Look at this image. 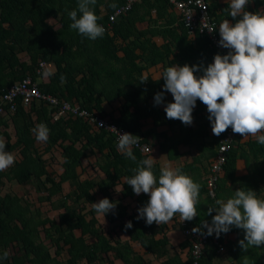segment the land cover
I'll use <instances>...</instances> for the list:
<instances>
[{
	"label": "trees",
	"instance_id": "trees-1",
	"mask_svg": "<svg viewBox=\"0 0 264 264\" xmlns=\"http://www.w3.org/2000/svg\"><path fill=\"white\" fill-rule=\"evenodd\" d=\"M78 2L79 0H0V98L9 88L28 77H33L34 81H37L40 77L36 75V71L41 62H46L47 65H52L55 71L48 74L47 82L38 84L44 94L51 95L61 102L79 106L101 117L104 112L102 107L104 102L112 103L117 99L124 98L126 104L120 110V117L107 120L119 128L127 129L129 133L136 136L137 123L131 112V108L134 107L133 96L124 92L123 88L132 84L135 71L143 70L137 66L136 62L140 56L135 54L133 42L141 40L140 34H143L138 30L137 25L146 21L156 23L162 18V13L168 12L172 7L167 0H143L136 3L131 11L111 24L110 15L123 6L126 0H97L95 13L98 17H102L97 22L106 31L103 37L93 41L69 27L72 21L68 13L77 9ZM113 3L117 5L115 9L110 7ZM209 10L212 13L211 7ZM172 18L174 19V16ZM180 20V32L184 38L198 41L199 45H204L209 50L211 56L215 57V54H218L217 51L211 49L210 41L207 38L198 35L189 36L181 16ZM170 34L174 33L170 32ZM61 77L65 78L63 84ZM162 83L163 81L156 85ZM146 88L148 86H145ZM153 89L155 87L151 90ZM20 104L21 102H19L16 113L6 116L8 119L0 117V123H7L9 120L14 124L18 140L13 148H21L22 157L7 173H0V179L8 178L19 184L34 181L36 185L51 184L58 188L64 182L71 181L74 187L72 194L77 205L82 201L88 204L96 203L95 189L98 188L103 198L117 203L116 209L107 214L106 218L111 224L117 223L116 226L120 231L121 228L123 230L121 214L124 215V207L121 206V199L115 200L114 193L121 178L128 179L135 175L133 169L138 167L140 160L147 157L138 150L132 149L137 158L135 162L132 161L122 151L116 150L114 135L106 131L93 130L94 127L81 118L67 116L54 122L52 117H49L50 108L47 105L34 102L31 109L26 110ZM197 106H199V111L208 112L207 107L198 103ZM35 114L38 119L33 122L32 115ZM30 123H46L47 128L50 129L51 140L56 144L61 142L64 159L62 164L64 172L61 176H55L47 170V162L39 154L35 139L31 136ZM171 123L174 122L171 121ZM176 123L183 122L177 121ZM224 133L221 134L219 140L222 139ZM240 136V134L237 135L234 148L228 156L225 174L218 184L215 199L208 196L215 205L218 199L227 200L234 195L230 189L224 191L222 187L224 183L239 184L240 188L245 191L248 190L247 188L256 186L253 190L259 198L264 199V188L257 189L259 184L264 185V145H260L257 140H251L245 145L249 147L248 153L251 152L256 158V167L251 172L247 161L250 174L244 177L237 176V153L235 151L241 148L240 140H238ZM0 137L9 140L6 133H0ZM53 145L50 143V148ZM95 151L104 157V163L99 162V167L108 175L107 179L99 181L90 178L82 181L78 174V168L82 167L84 159L93 153L96 154ZM154 168L156 167L154 166ZM222 192L224 193L223 197ZM205 193L208 195L207 183ZM9 198L8 200H10ZM4 201L0 197V206L5 203ZM67 210L71 213L68 212L63 216L58 228L63 243L62 248L69 246V259L64 264H79L82 260H86L88 264H103L105 262L116 264L115 261L121 260L124 264H144L139 256L133 254L128 244H122L120 239H116L110 234L108 236L103 232L94 209L87 213H82L84 212L83 207H78V211L76 208ZM88 213L92 215L91 219H88ZM134 220L137 218L135 217ZM153 224L150 226L146 222L142 225L136 224L137 228L141 226L137 231L136 238L133 230L127 229V231L132 239L137 240L148 253H157L158 256H161L166 253L164 247L167 245V241L154 240ZM77 229L82 231V236L79 238L74 236V231ZM145 232H150L152 236ZM230 232L237 234L236 239L230 241V246L238 249L239 255L236 257L240 263L245 264L247 260L248 264H264V245L258 248L250 247L246 254L239 246V241L244 239V231L233 226ZM86 236H93L94 242L89 244ZM31 251L33 249L29 248L28 252ZM33 252L38 255L36 251ZM212 252L207 259L205 257L202 260L201 264H211L217 254L215 248ZM35 264L62 263L56 261L48 253L45 256L40 255ZM165 264H173V262ZM186 264H191V259Z\"/></svg>",
	"mask_w": 264,
	"mask_h": 264
},
{
	"label": "crops",
	"instance_id": "crops-1",
	"mask_svg": "<svg viewBox=\"0 0 264 264\" xmlns=\"http://www.w3.org/2000/svg\"><path fill=\"white\" fill-rule=\"evenodd\" d=\"M248 3L249 5L245 8V11L264 14V0H251ZM210 7L212 8V13H210L218 23V29L219 25L226 19L233 24L236 22L229 14L230 0H210ZM153 14L155 13L153 12ZM162 14V18L156 23L146 21L137 25L138 30L143 34H140L141 40H134L133 42L135 54L140 56L136 62L137 66L143 70L135 71L132 84L124 86L123 90L133 96L134 107L131 108V112L134 114V120L137 123L136 136L152 148L151 154L146 157L156 159L154 165L156 168H153V171L157 176V180L161 168L171 166L173 169H179L182 174H186L195 183L201 185L199 203L196 205L197 216L192 221L183 222L177 213L173 220L167 224L158 225L154 223L153 238L156 241H167V245L164 247L166 253L161 256H158L157 253H148L137 240L132 239L129 232L125 230V225L129 221L132 222L133 227L128 230H133L136 238L137 231L141 227L137 228L136 224L142 225L146 222V219H134L139 215L138 209L144 207L150 197L143 193L136 195L131 186L127 185V178L122 177L119 186L116 187L114 198L115 200L121 199L124 215L126 213V216L123 213L121 214L123 216L121 217L123 230L121 228L120 231L117 227L114 231H110L112 227L109 225L111 223L106 216L96 214V218L105 234L120 239L122 244H128L133 254L139 256L144 264H165L170 261L173 264H186L190 261V243L183 235L182 225L186 223L200 226L202 221L211 224L213 216L216 215L215 212L208 215L209 207L218 206L211 202V199L205 193V188L209 167L217 155V145L221 135L216 136L213 134L211 122L208 118L210 114L207 111H199L197 103L207 107L201 101L197 100L196 107L193 110V123L187 126L184 123H176L180 120H169L166 117L165 106L174 102L170 92L164 93V103L159 106L155 105L154 98L157 93L164 91L165 81L162 76L166 68L175 64L180 66L203 65V67H207L214 62V55L211 56L209 50L204 45H199L198 41L182 36L180 32V14L175 9H169L168 12ZM170 32L174 34H170ZM174 37L176 38L174 39ZM192 54L193 56H191ZM121 56H123V53H121ZM54 71L55 68L52 65H47L43 77L38 78L41 79V82L37 79V83L47 82L48 74H52ZM202 74V71L195 73L197 77ZM161 81H163L162 84L156 85ZM145 86H148V88L145 89ZM153 87L155 89L151 90ZM125 104L126 100L124 98L117 99L112 103L104 102L102 117L105 119L120 117V110ZM31 106L26 110L31 109ZM49 115L51 118L50 109ZM32 116L33 122H36L38 116L36 114ZM171 121L174 123H171ZM30 124L31 136L35 139L39 154L47 162V170L55 176H61L64 172L61 142L56 144L51 140L50 134L47 142L37 141L36 134L32 129L39 124H45L46 126L47 124ZM93 130L99 131L96 128H93ZM0 133L8 134L9 140L3 137L7 144L6 151L11 152L16 157L15 162L20 161L22 158L21 148H13L18 140L14 124L9 120L7 123H0ZM238 140H240L241 148L235 151L237 153V176L244 177L250 174L247 161L251 172L256 167V158L251 152L248 153L249 147L245 145L251 140L256 141L257 139L252 136L244 139L240 136ZM50 143L54 144L51 148ZM95 153L84 159L82 167L78 168V174L82 181L90 178L99 181L107 179L108 175L99 167V162L104 163V157L97 151ZM13 166L14 164L11 167ZM11 167L0 173H7ZM258 186L257 189L262 190L264 188L263 184ZM222 187L224 191L230 189L232 192L241 189L239 184L232 183H224ZM253 188L247 189L253 190ZM73 189L71 181L64 182L58 188L51 184L36 185L34 181L19 184L17 181H10L8 178L2 177L0 179V197L5 200V203L0 206V217L2 216L0 218V256L5 251L10 253L7 260H0V264H18L19 262L22 264H35L40 255L45 256L48 253L59 263H66L69 259V246L62 248L63 243L58 231L62 218L70 212L67 209L76 208L78 211V207H83L84 212L82 213H87L93 209L92 204L83 203V201L77 205L72 194ZM95 192L96 203H98L104 198L98 188L95 189ZM223 196L224 193L222 192ZM223 200L227 201L226 199ZM89 215H87L88 219H91L92 215ZM145 234L152 236L150 232H145ZM74 236L76 238L81 237L82 231L75 230ZM236 237L237 234L235 233L228 232L226 234L227 252L222 257L216 254L211 264H242L236 257L239 255L238 249L230 246V241L235 240ZM86 238L89 244L93 243L95 239L93 236H86ZM29 248L36 251L38 255L33 251L28 252ZM212 251L213 248L206 251V259L213 253ZM118 262L124 264L122 260L115 261L116 264ZM79 264L88 263L86 260H82Z\"/></svg>",
	"mask_w": 264,
	"mask_h": 264
},
{
	"label": "clouds",
	"instance_id": "clouds-1",
	"mask_svg": "<svg viewBox=\"0 0 264 264\" xmlns=\"http://www.w3.org/2000/svg\"><path fill=\"white\" fill-rule=\"evenodd\" d=\"M96 4L97 0H79L77 9L68 13L72 21L70 29L93 41L103 37L106 31L97 22L102 17L95 13ZM248 5V0H230L229 14L236 22L233 24L226 19L219 25V45L228 49V53L215 55L214 62L207 67L175 64L166 68L162 76L164 91L157 93L154 99L155 105L159 106L164 103V93L170 92L174 102L165 106L166 117L180 120L187 126L193 123V110L199 100L207 106L214 135L220 136L231 128L244 139L256 137L257 142L264 145V134H261L264 133V14L245 11ZM110 7L115 9L117 5L113 3ZM201 71L203 74L197 77L195 73ZM64 82L65 78L61 77V83ZM32 131L37 141L47 142L50 130L45 124L37 125ZM117 133L118 148L135 162L137 158L132 147L141 139L131 133ZM6 145L5 139L0 137V172L16 160L6 151ZM155 161L153 157L140 160L138 167L133 169L135 175L127 179V185L136 195L143 193L150 197L147 204L138 209L137 219H146L149 226L167 224L177 213L183 222L194 220L201 185L171 166L161 168L157 180L153 171ZM216 205L218 207H209L208 215L216 213L211 224L202 221L200 226L192 229L193 233L215 234L219 238L234 226L245 233L244 239L239 241L244 251L264 245V199L254 190L234 191L226 202L218 199ZM92 207L105 217L116 209L117 203L104 198L92 203ZM132 227L129 221L125 230ZM204 229H207L206 233ZM9 255L5 251L0 260H7ZM245 264H248L247 260Z\"/></svg>",
	"mask_w": 264,
	"mask_h": 264
},
{
	"label": "built area",
	"instance_id": "built-area-1",
	"mask_svg": "<svg viewBox=\"0 0 264 264\" xmlns=\"http://www.w3.org/2000/svg\"><path fill=\"white\" fill-rule=\"evenodd\" d=\"M141 1L143 0H126L123 6L110 15V23H115L121 16L131 11L136 3ZM167 1L168 4L180 14L189 36L195 37L198 35L205 37L210 41L211 49L217 51L218 54L226 55L228 53V49H224L219 45L221 37L219 35L217 22L209 10L210 0ZM249 1L251 0H248V2ZM46 67L47 63L41 62L40 67L36 71V75L42 77ZM19 102H21L20 105L24 108L30 107L34 102L47 105L52 110L51 117L54 121H59L67 116L81 118L97 130L106 131L114 135L115 148L120 152L121 150L118 148L119 135L117 131L120 134L129 133L127 129L119 128L114 123H111L95 113H91L69 102H61L51 95L44 94L33 77H28L13 85L1 96L0 117H6L9 116V114L16 113ZM101 125L103 127H101ZM237 135L238 134L233 133L231 128L225 131L224 136L220 140L217 155L210 164L206 183L208 196L211 199H215L216 197L218 184L225 174V168L229 160L228 156L234 148L238 138ZM132 149L138 150L145 156L150 155L152 152L151 146L143 142L142 139L139 140L138 144L134 145ZM195 227H198V225H188L186 223L182 225L183 235L190 243L191 264H201L206 256V251L210 248H215L218 256L222 257L225 255L227 252L226 234L222 233L219 238H217L215 234L212 236L201 235L200 233H193L192 229ZM204 232L206 233L207 229H204Z\"/></svg>",
	"mask_w": 264,
	"mask_h": 264
},
{
	"label": "rangeland",
	"instance_id": "rangeland-1",
	"mask_svg": "<svg viewBox=\"0 0 264 264\" xmlns=\"http://www.w3.org/2000/svg\"><path fill=\"white\" fill-rule=\"evenodd\" d=\"M52 23H54V21H52ZM39 82H41V79H38ZM110 227H112L110 229V231H114L115 229H117V226L115 224H110L109 225ZM107 264V263H106ZM118 264H121L120 262H118Z\"/></svg>",
	"mask_w": 264,
	"mask_h": 264
},
{
	"label": "water",
	"instance_id": "water-1",
	"mask_svg": "<svg viewBox=\"0 0 264 264\" xmlns=\"http://www.w3.org/2000/svg\"><path fill=\"white\" fill-rule=\"evenodd\" d=\"M50 114H51V109H50Z\"/></svg>",
	"mask_w": 264,
	"mask_h": 264
}]
</instances>
